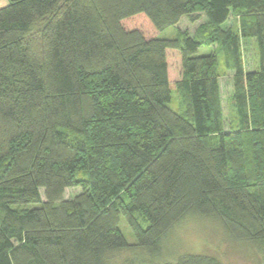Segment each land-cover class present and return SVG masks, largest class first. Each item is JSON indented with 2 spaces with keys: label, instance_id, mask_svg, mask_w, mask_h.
Masks as SVG:
<instances>
[{
  "label": "trees",
  "instance_id": "16d2710c",
  "mask_svg": "<svg viewBox=\"0 0 264 264\" xmlns=\"http://www.w3.org/2000/svg\"><path fill=\"white\" fill-rule=\"evenodd\" d=\"M170 27L182 37L159 36ZM244 38L259 50L251 70ZM202 45L235 71L238 127L226 129L219 57ZM192 217L264 251V0L0 6V264H225L166 258Z\"/></svg>",
  "mask_w": 264,
  "mask_h": 264
},
{
  "label": "rangeland",
  "instance_id": "374dc122",
  "mask_svg": "<svg viewBox=\"0 0 264 264\" xmlns=\"http://www.w3.org/2000/svg\"><path fill=\"white\" fill-rule=\"evenodd\" d=\"M8 2L9 0H0V6L6 5ZM204 19H206V17L202 14L201 19L192 24L187 18H184L181 27L187 28L193 33L196 26ZM242 22L243 16L238 13L234 15V18L231 17L229 20V24L232 25L233 29L242 27ZM159 36L161 38L179 39L182 37L175 27H170L162 31ZM214 50L219 57L220 86L225 126L226 129L238 127L239 117L233 100V75L235 71L227 68L223 49L219 46L202 45L197 54H209ZM241 51L246 70L258 67L260 55L254 39H242ZM170 106L176 111L184 112L187 107L185 97H182L180 92L174 91ZM81 191L82 189L79 187L68 188L65 192V197L72 198ZM36 205L37 203H28L25 206L34 207ZM16 206L21 207L24 205ZM119 226L128 242L135 243L136 238L123 217L120 220ZM187 252L216 255L225 264H264L263 250L249 243L236 241L228 236L216 222L197 217L188 218L177 226L174 235L167 244L165 256L167 259H173L176 255ZM126 257H128V254H122L118 264H123V260Z\"/></svg>",
  "mask_w": 264,
  "mask_h": 264
}]
</instances>
